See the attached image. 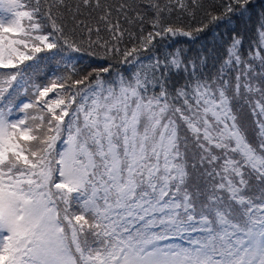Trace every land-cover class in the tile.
<instances>
[{
  "label": "snow or ice",
  "instance_id": "obj_1",
  "mask_svg": "<svg viewBox=\"0 0 264 264\" xmlns=\"http://www.w3.org/2000/svg\"><path fill=\"white\" fill-rule=\"evenodd\" d=\"M35 3L25 9L20 0H0V8L11 13L0 18V70L15 69L0 72V264H264V194L258 198L260 203L243 194L248 176L264 183V119L257 121L258 143L253 145L232 113L225 78L229 66L244 64L240 34H231L228 58L216 78L196 79L175 89V98L183 100L181 107L170 103L171 94L162 79L170 68L181 69L183 61L178 56L165 61L164 69L157 60L151 76L136 71L130 79L121 75L106 83L97 74L95 86L71 93L87 76L68 88L65 81L70 76L37 83L30 75L34 66L25 63L45 59L39 54L57 49V36L40 31L35 15L40 0ZM80 4L102 7L100 0H80ZM153 6L158 10L153 21L156 31L148 34L147 44L153 35L168 33L195 39L193 31L163 24L159 15L163 9ZM125 7L131 6L120 5ZM229 14L245 23L255 15L264 47V0H228L224 12L211 20L227 18L232 25ZM53 28L61 32L55 23ZM65 44L73 52L81 51L67 39ZM136 51L132 48L123 55ZM253 59L264 66L260 51ZM204 63L206 59L201 60ZM196 70L193 62L192 75ZM183 71H189L188 64L183 63ZM251 71L247 64L237 75V93L241 75ZM244 87L253 90L248 83ZM29 89V101H18V93ZM38 106V114L29 111ZM257 107L259 112L254 114L264 117V103L257 102ZM178 121L209 163L219 158L212 149L225 156L215 173L221 182L213 186L208 204L199 213L188 193L182 199L176 195L187 175L181 162ZM217 190L227 191L228 203L215 195ZM177 237L186 246L166 243Z\"/></svg>",
  "mask_w": 264,
  "mask_h": 264
},
{
  "label": "trees",
  "instance_id": "obj_2",
  "mask_svg": "<svg viewBox=\"0 0 264 264\" xmlns=\"http://www.w3.org/2000/svg\"><path fill=\"white\" fill-rule=\"evenodd\" d=\"M20 2L25 5V9L36 6L35 0H20ZM179 2L184 3L186 7H179L178 0H100L102 7L95 9L85 8L80 4V0H64L63 4H58L57 0H40V11L35 14L36 22L42 25L40 31L44 34L53 33L58 39L57 49L39 54L45 59L25 62L32 64L35 68V71L30 73L32 80L37 83H47L53 76H70L71 79L65 81V88H68L75 80L84 79L87 76L84 84L71 88V93H76L77 89L83 90L89 84L95 86L97 74L106 83L117 81L121 75L125 79H130L136 71L151 76L153 65L157 60L161 62L160 68L164 69L165 61L178 56L183 63L188 64L189 71H183L182 63L180 70L172 67L164 73L162 79L166 81L167 89L171 94L170 103L181 107L183 100L175 98V89L186 84H194L196 79L213 80L216 78L219 75L218 70L228 58L231 34L236 32L242 38L240 55L244 64L239 67L229 66L225 71V78L228 80L230 106L232 113L236 116V122L243 130L246 139L256 145L259 134L257 121L264 119L254 114L259 112L257 102L264 103V66L261 65L259 59H253L257 51L264 54V47L260 46L259 22L256 16L253 15L251 21L247 23L232 14H229L234 21L232 25L228 24L227 18L212 22V15L223 13L224 5L228 3V0H195V3L193 0H179ZM121 4L131 7L120 9ZM157 4L163 9L159 13L163 24H171L193 31L195 39L178 34L173 36L168 33L162 36L153 35L152 43L147 44L148 34L150 32L154 34L156 31L153 28V21L157 17L158 10L153 5ZM78 5H80L79 8ZM109 8L111 9L110 14H106ZM27 23L24 21L25 26ZM53 23L61 29V32L54 31ZM204 25L207 27L202 32L194 31ZM88 29H91V32ZM65 39L69 44L79 47L81 51L73 52L65 44ZM90 42L91 46H89ZM102 44L105 46L102 47ZM108 48H118L119 51L109 52ZM132 48H136L137 51L125 57L123 53ZM54 55L55 59H51ZM202 59H206V63L201 64ZM193 62L197 68L194 75H192ZM37 64L38 67H36ZM66 64L67 67H65ZM247 64H251L252 71L246 77L241 75V91L238 94L231 89V83H234V79L236 83L237 75L244 71V65ZM105 67L109 69L108 72L102 71ZM7 71H15V69H7ZM156 75L159 77L160 72L157 71ZM248 80L253 88L251 92L244 87L243 82ZM257 88L261 90L256 91ZM57 91L64 92L65 90L58 88ZM154 91L158 93L159 87ZM31 95V89L27 93L21 91L18 93V101L28 102ZM44 99H41L40 106L43 105ZM79 99L78 95L77 101ZM40 106L36 110L29 111H35L38 114ZM17 114L23 116V113ZM11 118L14 119L15 115ZM65 119L67 120V117ZM178 124L181 138V162L187 175L184 184L180 186L181 191L176 195L182 199L185 192L188 193L199 213L208 204V197L213 194V186L221 182L220 177L215 173L221 170L225 156L221 150L212 149V153L219 158L209 163L206 158L207 154L198 146L183 122L178 121ZM228 155L235 154L229 152ZM202 156L205 157L203 162ZM209 173L213 175L210 176ZM248 181L243 194L251 197L255 203H260L261 200L258 198L264 194V183L257 180L254 175L248 176ZM215 195L222 197L225 204L229 202L227 191L217 190ZM233 206L239 207L234 203ZM208 211L211 212V208ZM238 215L239 213L237 218ZM91 239L92 237L89 236V240ZM168 242L176 246H186L182 238Z\"/></svg>",
  "mask_w": 264,
  "mask_h": 264
},
{
  "label": "rangeland",
  "instance_id": "obj_3",
  "mask_svg": "<svg viewBox=\"0 0 264 264\" xmlns=\"http://www.w3.org/2000/svg\"><path fill=\"white\" fill-rule=\"evenodd\" d=\"M11 16V13H9L8 11H6V9H4V8H0V18H8V17H10ZM263 48V47H262ZM3 71H7V69L6 70H0V72H3ZM255 81V80H254ZM244 83V85H245V83H248V84H250V82H249V80L248 81H244L243 82ZM231 89H233V90H235L236 91V83H235V79H234V83H231ZM240 91H241V87H240V90H239V93L238 94H240ZM56 179H58V175H57V177H56ZM174 239H180L179 237H177V238H174Z\"/></svg>",
  "mask_w": 264,
  "mask_h": 264
}]
</instances>
